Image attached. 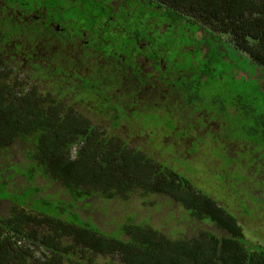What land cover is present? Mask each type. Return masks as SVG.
<instances>
[{
	"label": "flooded vegetation",
	"instance_id": "af4514ba",
	"mask_svg": "<svg viewBox=\"0 0 264 264\" xmlns=\"http://www.w3.org/2000/svg\"><path fill=\"white\" fill-rule=\"evenodd\" d=\"M187 2L135 0L145 12L171 7L172 11L184 15L189 14L192 6V3L183 4ZM235 2L231 4L233 7L243 8L242 0H238V4ZM129 9V0H0V79L11 89V94L5 95L14 101L38 103L40 108L60 115L65 121V148L73 155L78 148L79 136L74 127H69V120L88 122L89 134L94 136L105 134L110 137L112 133L120 132L132 153L129 184L133 187L129 199L139 200L143 205L142 209H136V216L143 217L141 223L145 219L146 228H164L168 239L169 231L177 229V233H197L199 224L211 226L223 235L215 223L207 225L191 214L195 202L202 200L197 195L195 179L186 171L188 166L196 165L194 159L200 143L215 147L219 159L215 165L207 163L214 184L220 190L232 186L235 194L214 200L227 212L242 216L239 225L248 227L245 218L250 214L254 220L260 218L257 217L260 208L256 204L264 198L261 186L264 178L253 177L252 180L254 165L247 166V162L256 161L254 158L262 159L260 150L253 151L248 142L233 136L239 129L221 117L219 104H213L217 107L211 111L204 110L202 105L198 106L200 111H194L198 66L193 52L195 46L189 43L192 37L185 38V50L180 48V55L157 52L140 32L135 34L131 26L129 34V25L135 26L140 14L132 8L136 16L129 19ZM65 10H69L72 17H64ZM155 21L153 16L143 17L139 24L152 25L150 31L165 29V22L156 26ZM137 55L145 66L136 59ZM257 69L261 70L258 66ZM186 85H191V89ZM203 89L204 86L198 93ZM150 104L157 106L161 113L165 111L172 127L166 121L153 128L142 122ZM177 108H182L185 115L192 113L194 116L187 129L178 122L179 119L183 123L184 117L177 114ZM225 113L233 119L237 116V121L242 119L231 106L226 107ZM179 128L182 130H177ZM69 132H75V137L66 147L70 143ZM195 132L201 136L191 140L189 136L192 133L196 137ZM192 148L196 152H191ZM25 152V146L17 139L0 143V203L9 205L0 207L1 218L17 210L28 214L22 203L20 208L14 209L20 198H25L24 203H32L28 191L32 184L37 186L39 178L25 179L12 169L25 162ZM144 157L153 160L144 162ZM235 168L240 175L233 173ZM232 178L234 182L225 185ZM48 184L43 197L50 195V185L56 189L60 186L59 180L50 179ZM145 184H149L152 191L146 189L143 192L152 193L142 195L138 186ZM256 185L252 190L251 187ZM248 192L256 197H251ZM5 194L12 195L14 201L5 200ZM95 200L101 201V198L92 195L79 200L75 202L77 208L73 209L82 220H89L98 228L99 233L89 241L78 240V232L68 227L30 222L7 242L10 252L0 250V264H99L94 263V255L112 264H121L123 260L118 251L109 248L111 239L103 234L113 231L116 215L96 207V203L78 208L84 204L80 201ZM230 200L232 203L225 207ZM147 201L151 202L147 204ZM131 211L135 209L131 208ZM185 214L189 217L184 218ZM103 246L106 249L103 250Z\"/></svg>",
	"mask_w": 264,
	"mask_h": 264
},
{
	"label": "trees",
	"instance_id": "16d2710c",
	"mask_svg": "<svg viewBox=\"0 0 264 264\" xmlns=\"http://www.w3.org/2000/svg\"><path fill=\"white\" fill-rule=\"evenodd\" d=\"M167 1L176 4L175 0ZM186 1L183 4L192 3L188 15L172 11L171 7L153 9V15L152 11H143L135 0H129V19L136 16L132 8L140 12L136 25H129V34L131 26L135 34L140 32L153 45L154 50L169 53L170 56L180 55V48L185 50V38L192 37L189 43L195 46L193 52L198 66V86L194 92L196 107L202 105L201 90L198 93V89L212 83L213 78L223 79L227 72L233 90L230 89L227 95H223L222 91L210 95L208 103L219 104L221 117L230 124L232 117L225 113V109L227 106L234 108L235 114H239L242 119L238 120L241 123L235 125L240 134L234 131L233 136L248 142L253 151L256 148L260 150V158L264 162V80L263 88L252 84L249 75L239 74L235 70V62L226 64L228 52L232 50L238 58L245 57L255 64V70H258V66L264 73V0H242L243 8L233 7L231 4L234 0ZM235 1L238 4V0ZM151 16L157 20L156 26L165 22V29L150 31V27L139 24L143 17ZM200 42H204L203 45L197 44ZM220 64L223 69L216 72ZM235 76H240L241 84L246 83V86L239 87L233 81ZM186 86L191 89V85ZM9 87L8 83L0 79V143H10L16 139L21 142L26 149L25 162L11 168H15V173L25 179L35 176L39 179L36 181L37 186L32 184L28 191L32 203H24L25 198L19 197L20 203L14 206V209H18L22 203V208L28 214L17 210L5 218L0 217V250L10 252L7 242L30 222L68 227L78 232V240L89 241L99 230L89 220H82L77 211H73L77 208L75 202L98 195L101 201H80L84 206L78 205V208L96 203V207L109 210L108 202L118 197H130L129 191L133 186L129 184V163L132 160L129 147L120 132L112 133L110 137L105 134L94 136L89 134L88 122L69 120V127L77 131L79 144L75 155L71 151L68 153L63 136L65 121L60 115L40 108L38 103L14 101L5 95L11 94ZM166 116L165 111L161 113L157 106L150 104L147 121L142 122L153 128L166 121L172 127ZM68 135L70 143L66 147L71 145L75 132H69ZM143 160L151 162L153 159L144 157ZM189 171L193 172V168H189ZM191 176L196 179V184L198 178L193 173ZM50 179L59 180L61 187L57 186L56 189L50 185V195L43 197ZM138 187L142 195L152 193L143 192L151 190L149 184ZM196 191L202 201L195 202L191 214L198 221L211 222L207 225L215 223L223 235L215 228L205 230L199 224L197 233H177V229L169 231L171 235L168 239L164 228H146L145 219L141 223L143 217L136 216V209H142L143 205L129 199V206L124 205L119 210L126 216L119 220L116 212L113 231L103 232L112 241L109 248H115L121 256V264H264V245L247 243L237 215L218 206L212 194L197 190V187ZM121 199L116 201L117 205L125 203ZM131 208L135 211L132 212ZM188 217L184 215V218ZM49 239L52 240V237ZM102 249L106 248L103 246Z\"/></svg>",
	"mask_w": 264,
	"mask_h": 264
},
{
	"label": "rangeland",
	"instance_id": "374dc122",
	"mask_svg": "<svg viewBox=\"0 0 264 264\" xmlns=\"http://www.w3.org/2000/svg\"><path fill=\"white\" fill-rule=\"evenodd\" d=\"M64 7L67 6L68 4H62ZM64 17H72V15L69 13V10H65L63 12ZM146 27L149 28L151 27L150 24H146ZM158 38V33L156 32V39ZM121 43L118 42V46H120ZM136 59L141 61V63L145 66V64L143 63V61L141 60V58H138V55L136 56ZM230 61L235 62V70L240 74V73H245L246 75L250 76V80L252 84H258L261 85L262 87V80H264V73L261 70H255L254 65L251 64L245 57L243 58H238L235 54L234 51L230 50L228 52V62L226 64H228ZM136 64V62H135ZM222 65H218L216 72L218 70H222ZM215 72V74H216ZM224 78H217L214 80H211L212 83L208 84L204 90L201 93V104L204 110L206 111H211V108H216V105H213L211 103H208V99H210V95L214 94V93H218L220 91L223 92V95H227L228 93H230V89L233 90V84H230V82L228 81V76H227V72L224 73ZM233 81L235 83H238V86L240 87L241 85L246 86V83L241 84V80H240V76H235L233 78ZM234 83V84H235ZM251 85V84H249ZM263 88V87H262ZM249 90L251 91V87L249 86ZM205 91V92H204ZM230 96H232L230 94ZM209 104V105H208ZM200 107H196L194 108V111L197 113L198 111H200ZM177 114L184 117V121L183 123L178 119V122H180L181 125H183L185 128L187 129L188 127H190L191 122L194 119V116L192 113H188L187 115H185L183 112L182 108H177L176 110ZM145 120L147 121V118H145ZM231 124L232 126H235L241 122L231 118ZM150 122V121H149ZM177 130H182V129H177ZM196 137H194L191 133V135L189 136V138L191 140H197L199 137L201 136L198 132L194 133ZM202 138H206V137H202ZM235 139V138H234ZM209 140V139H208ZM228 140H233L231 138H228ZM199 142L201 141L200 139L198 140ZM210 143H212L211 141H209ZM184 144H186L185 141H183ZM213 144V143H212ZM187 145V144H186ZM196 146V141L194 142V147ZM191 152H196V150H194V148L190 149ZM211 150V151H210ZM257 150V148H256ZM255 150V151H256ZM186 153H189L188 151ZM230 153H232V151H230ZM219 152L215 147H211L209 148V146L207 144H203L200 143L199 144V149H198V155L195 157L194 162L196 163L195 166H188L186 169L187 173L189 175H191V173L194 174L195 178L197 179V183L195 184V186L197 187V190L200 189L202 191L208 192L210 194H212L211 196L215 199V200H223L224 198H230L229 196L233 197L235 194V189L230 186L229 188H225L224 190H220L215 184H214V176L212 175V172H209V169L207 167V163H214L215 165V161L217 162L219 159ZM155 156H158V153L155 152ZM185 156V155H183ZM255 162L249 163L247 162V166L252 167V164L254 165V172L252 173L251 179L253 180V177H257V178H264V162L260 161L257 158ZM246 160L248 161V155H246ZM189 168H193V172L189 171ZM233 173H236L237 175H240L241 173L239 172V170L237 168H235L233 170ZM228 178V177H227ZM196 180V179H195ZM234 182V178H232L231 180H229V182ZM7 185L10 186V183L7 182ZM262 188L264 189V181H262ZM257 185L255 187H251V189H256ZM8 192V191H7ZM226 193H229L230 195H226ZM249 195L251 197H256L253 193L248 192ZM5 200L8 199H12L14 201V198L12 197V195L10 194H5L3 197ZM118 199H121L120 197L108 202L107 204V208L114 213L115 215L118 213L117 218L120 220L123 216L122 212H119L120 208H122L124 205L125 206H129V204L131 203V201L129 200V198L127 199H121L124 200L125 203L122 205H117L116 201ZM149 202L151 201H147V204H149ZM136 204H142L141 201H135ZM232 203V200L228 201L224 206H229ZM259 208H260V215H257L256 220L252 219V215L250 214L248 217L245 218V224H248V227L245 226L244 231H242L245 234V239L247 241V243L249 245L252 244H257L259 245H264V198L261 199V201L259 202V204H256ZM0 207H9L8 203H0ZM117 212V213H116ZM161 213H159L157 215V219L160 217ZM238 222L240 221V219L242 218V216H238ZM107 220L111 221V217H108ZM124 221V219H122ZM166 222H169L168 220L164 219ZM211 223V222H210ZM210 223H206L205 224H210ZM202 228L205 230H209L211 229V226H206V225H202ZM262 241V242H261ZM93 260L94 263H99V264H112L111 261H106L104 258H102L101 256H97L94 255L93 256Z\"/></svg>",
	"mask_w": 264,
	"mask_h": 264
},
{
	"label": "clouds",
	"instance_id": "9594fccd",
	"mask_svg": "<svg viewBox=\"0 0 264 264\" xmlns=\"http://www.w3.org/2000/svg\"><path fill=\"white\" fill-rule=\"evenodd\" d=\"M241 226V231H244L245 225H240Z\"/></svg>",
	"mask_w": 264,
	"mask_h": 264
}]
</instances>
